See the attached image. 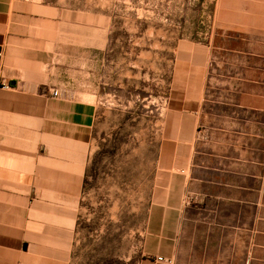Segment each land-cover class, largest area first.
Masks as SVG:
<instances>
[{"label":"crops","instance_id":"obj_1","mask_svg":"<svg viewBox=\"0 0 264 264\" xmlns=\"http://www.w3.org/2000/svg\"><path fill=\"white\" fill-rule=\"evenodd\" d=\"M232 1L246 21H222L232 36L171 91L168 179L139 264H264V0ZM57 17L43 0H0V264L74 260L96 109L43 94V27Z\"/></svg>","mask_w":264,"mask_h":264},{"label":"rangeland","instance_id":"obj_2","mask_svg":"<svg viewBox=\"0 0 264 264\" xmlns=\"http://www.w3.org/2000/svg\"><path fill=\"white\" fill-rule=\"evenodd\" d=\"M227 1L221 10L219 0H43L57 6L59 22L43 27V94L59 108L96 109L73 264L141 261L168 179L171 91L232 36L222 21H246V1L242 9ZM57 155L43 144L44 157Z\"/></svg>","mask_w":264,"mask_h":264},{"label":"built area","instance_id":"obj_3","mask_svg":"<svg viewBox=\"0 0 264 264\" xmlns=\"http://www.w3.org/2000/svg\"><path fill=\"white\" fill-rule=\"evenodd\" d=\"M0 56H2L1 53H0ZM53 95H54V98H59V96H60V92L57 91V90H54V91H53ZM159 261H161V262H167V260L164 259V258H159Z\"/></svg>","mask_w":264,"mask_h":264}]
</instances>
